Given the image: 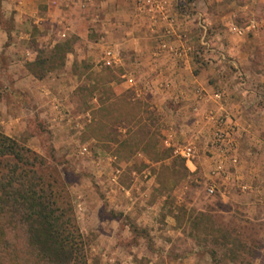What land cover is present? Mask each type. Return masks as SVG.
<instances>
[{
    "label": "crops",
    "instance_id": "0c3cea01",
    "mask_svg": "<svg viewBox=\"0 0 264 264\" xmlns=\"http://www.w3.org/2000/svg\"><path fill=\"white\" fill-rule=\"evenodd\" d=\"M166 1L174 32L191 47L182 58L156 54L161 37L172 44L177 38L163 20L152 26L132 0H0L1 13L5 17L11 9L12 20L8 29L0 26V51L8 53L12 67L26 64L21 76L11 75V88L58 130L71 123L75 129L108 124L120 132L112 139L113 151L127 146L152 172L161 164L176 167L179 160L187 171L202 170L206 180L213 125L204 113L228 117L234 124V163L214 185L219 212L230 219L219 224L238 226L225 233L241 245H227L239 259L225 264H264V41L257 40L256 29L230 30L238 27L234 0ZM10 35L13 40L5 44ZM63 43L60 67L40 77L28 69L37 56ZM106 50L117 56L109 64L103 61ZM74 88L89 98L90 106L78 112L69 103ZM62 109L72 115L63 126ZM191 142L194 154L187 161L175 149ZM203 255L213 264L208 249Z\"/></svg>",
    "mask_w": 264,
    "mask_h": 264
},
{
    "label": "rangeland",
    "instance_id": "374dc122",
    "mask_svg": "<svg viewBox=\"0 0 264 264\" xmlns=\"http://www.w3.org/2000/svg\"><path fill=\"white\" fill-rule=\"evenodd\" d=\"M235 3V24L244 33L256 29L255 37L264 41V0ZM9 12L4 17L0 9V26L5 29L12 26L7 8ZM9 40L11 35L5 44ZM3 51L0 131L40 154L66 185L87 264H209L203 251L210 247L218 252L215 263H226L227 258L220 256L222 247L213 240L221 241L222 234L238 226L219 224L230 219L219 212V193L207 194L202 170L187 171L175 160L176 167L161 164L152 172L153 167L130 155L125 145L114 149L115 156L111 142L120 132L101 122L78 129L71 123V128L58 130L59 125L52 126L46 115L26 104L24 94L12 90L11 75L21 76L26 64L12 67ZM75 88L69 103L78 112L90 104L88 96ZM60 113L61 126L66 125L72 115L63 109Z\"/></svg>",
    "mask_w": 264,
    "mask_h": 264
},
{
    "label": "trees",
    "instance_id": "16d2710c",
    "mask_svg": "<svg viewBox=\"0 0 264 264\" xmlns=\"http://www.w3.org/2000/svg\"><path fill=\"white\" fill-rule=\"evenodd\" d=\"M65 48L64 43L54 46L37 56L28 69L37 77L57 69ZM106 76L113 79L109 70ZM221 239L213 240L224 248L220 256L238 260L226 247L241 244L228 240L226 233ZM217 253L214 247L208 248L213 264ZM0 264H87L66 185L40 154L1 131Z\"/></svg>",
    "mask_w": 264,
    "mask_h": 264
},
{
    "label": "built area",
    "instance_id": "2783aa9c",
    "mask_svg": "<svg viewBox=\"0 0 264 264\" xmlns=\"http://www.w3.org/2000/svg\"><path fill=\"white\" fill-rule=\"evenodd\" d=\"M134 7L138 12H144L149 16V19L153 24L163 20L164 24L169 32H173L177 38L176 43H169L165 37H161L157 42L156 54L165 52L172 58H182L191 47L185 39L184 35L176 34L174 32V18L167 15V1L166 0H132ZM246 26L245 29H248ZM236 34H242L244 29L239 27H231ZM112 59H117V56H113L111 50L104 52V63L109 64ZM216 99H219V95L215 93L213 95ZM195 110V108H194ZM204 118L210 121L213 125L209 135L210 142V155H209V170L208 180L206 185V192L208 195H212L216 187L214 185V179L219 176L227 175V168L234 163V151L235 140L233 138L234 124L226 116L215 115L213 111H205ZM86 148L82 146L80 152H84ZM175 151L184 159L190 160L194 154V147L191 143L176 148ZM228 165V167H227Z\"/></svg>",
    "mask_w": 264,
    "mask_h": 264
}]
</instances>
